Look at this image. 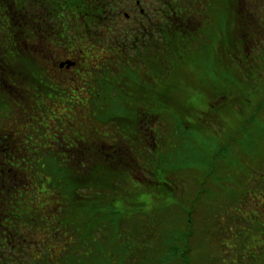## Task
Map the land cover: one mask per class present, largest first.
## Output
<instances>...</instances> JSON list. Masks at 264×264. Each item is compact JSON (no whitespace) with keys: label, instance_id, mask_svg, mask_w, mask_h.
Segmentation results:
<instances>
[{"label":"trees","instance_id":"16d2710c","mask_svg":"<svg viewBox=\"0 0 264 264\" xmlns=\"http://www.w3.org/2000/svg\"><path fill=\"white\" fill-rule=\"evenodd\" d=\"M166 6L171 9L169 13L172 15L167 18H178L183 22L179 25L164 23L159 26L157 50L151 48V37H149V46L144 47L142 51V65L143 68L149 70V74L161 72L162 66H166V63L169 64L170 61H172L171 70L178 65L185 66L189 63L190 72L195 77L192 78L184 73L185 78L190 84L199 86L202 85L203 74H209L211 79L216 80V77L221 74L218 70L220 64L224 67L223 75L231 80L229 79L231 68L229 63L224 62L226 58L236 57L235 61L238 62L237 67L240 73L248 68L251 46L255 44L257 49L264 35V14L259 12L257 7L251 18H248L246 12L245 15L240 12L243 11L242 7L241 9L238 7L239 11L237 10L236 0H199L196 5L193 4L192 11L186 12L188 14L171 4H166ZM230 25L233 29L228 31ZM218 35L224 38L223 40L221 37L220 43H224L225 51L219 48L218 42L216 46L213 40ZM13 62L15 72L19 70L18 68L23 70L26 75L31 76L29 78L32 80V89H40L38 76L43 71L42 67H39L38 60H26L16 56ZM174 62L179 64H173ZM255 69H258L259 74L257 75L260 79L264 77L263 56L258 58L255 55ZM125 72L123 69L121 73ZM25 73H22V80L24 78L26 80ZM168 74L173 75L171 71ZM243 74L250 76L249 73ZM250 79L255 81L254 76L248 81ZM16 82H18L15 84L17 86L25 84L19 78H16ZM166 83L179 89L184 86L178 85L172 79ZM144 91L146 90L143 89L142 93ZM2 92L5 96L14 97L11 95V90L2 87L0 88V99ZM228 93L233 94L232 91ZM253 94L255 103L252 109L245 111L241 103L237 101L233 106H235L234 114L238 115V120L235 117L228 128H225L226 122L222 136L220 138L216 136L217 149L220 147L221 159L224 161L219 162L218 153H215L214 157H216L210 169L200 174L203 182L198 179L199 186L190 197L193 201L180 202L181 206L175 210L174 216L171 215L173 211H170L169 204L164 201L167 198L158 199L152 194L153 186L156 184L154 178L157 169L155 166L159 161H163L162 158L165 159V155H157L153 134H138L148 130L142 128L139 114L129 118L107 116L106 119H111V122L116 124L126 119L123 125L125 128L131 127L132 130L129 132L122 128L130 134L121 135L126 136V140L132 144L137 154L125 147L121 151L122 154L115 155L116 149L119 151L117 144L97 139L88 148L89 144L79 140L76 145H84L83 152L87 158L77 157L74 161L69 153L77 148L75 146L66 148L63 143L57 142L56 149L50 148L46 151L40 150L27 154L15 134L11 132L0 134V264H54V250L52 249L54 242L65 246L60 254L56 255L57 258L55 256L59 264L158 262L191 264V262L188 263L190 259L194 260L201 256L196 244L199 240L194 237L198 233L196 230H199L193 217L195 208L199 206L196 203L197 198L201 192H205V189L209 190L210 180L211 183L216 184L215 182L225 180L230 176L228 157L230 151L226 150L232 149L235 145L240 149L248 147L246 154L239 152L240 160L251 158L255 160L257 166L264 162V150L263 153L258 152L259 148L263 147L258 145V136H255V134H260L259 140H264L262 135L264 128L257 131L255 126L259 112L264 109V87L254 89ZM160 97L164 102L170 98L166 94ZM143 100L146 99L143 98ZM3 103H0V108ZM245 103L249 104V101L245 100ZM252 121L253 125H251ZM63 153L65 155L62 158L60 154ZM87 162H92L93 166L90 170H88L89 167L85 168L86 171L83 173L79 169L81 165H87L85 164ZM141 162L145 163L149 169L144 168L142 178H134L133 171L140 168ZM31 175L35 176L33 177L36 183L32 181ZM47 177L49 180L46 182ZM138 179H141L140 181L145 185L140 189L132 188L131 183ZM164 186L169 189L167 184ZM126 187L134 190L133 195H130ZM46 188L54 192L53 196L43 197L41 202L38 201L37 194L45 193ZM81 190H88L90 193L81 195L79 194ZM140 193L150 195L153 199L151 204L155 205L154 209L157 206L158 210L152 209L151 213L147 214L152 217L144 218L142 228H137L129 224V219L122 217V213L127 210L125 205H130L128 196L134 197ZM44 199L53 200V205L47 207ZM146 203L148 202L144 200L137 203L136 210L134 209L137 214L142 212L141 208ZM158 211L163 212L164 217L159 222L164 223H159L160 226L155 236L156 241L152 243L154 236L151 233L153 225L151 219ZM38 215L47 220L49 215H53V218L50 222L47 221L46 228L49 233L45 232L42 240L43 244L49 245V248L46 247V251L36 257L32 255V249L27 244L36 242L38 229L45 231L43 224L46 219L42 220L39 217L41 223L37 225ZM201 228L207 229L208 227L205 225ZM50 248L53 250V255L50 253Z\"/></svg>","mask_w":264,"mask_h":264},{"label":"rangeland","instance_id":"374dc122","mask_svg":"<svg viewBox=\"0 0 264 264\" xmlns=\"http://www.w3.org/2000/svg\"><path fill=\"white\" fill-rule=\"evenodd\" d=\"M198 2L199 0H170L172 6L179 7L176 9L181 8L185 13L192 11L193 4L196 5ZM240 4L242 9L245 8L244 0H240ZM256 7L264 14V0H256L254 10ZM240 12L245 15L244 9ZM231 29L233 26L230 25L228 31ZM221 37L224 40L223 36L219 35L213 40L216 46L218 42L219 48L225 51L224 43H220ZM260 43L257 49L255 44L251 46L248 68L242 73L237 67L239 65L235 61L236 57L226 58L224 62L229 63L231 68L229 74L231 80L223 75L224 67L220 64L218 70L221 74L216 80L211 79L209 74H203L202 85L199 86L190 84L185 78L184 73L192 78L195 77L190 72L188 61L185 66L178 65L172 70L170 68L172 61H170L166 66H162L161 72L153 74H149V70L143 68L142 62L132 64L130 69H125V73H121L123 71L121 66H116V70L112 69L107 74L99 75L102 79L100 84L92 81L93 83L85 85V90L80 84H72V81L66 82L44 74L45 70L38 76L40 89H32V80L29 78L31 76L26 75L25 84L15 85L11 90V95L14 97L5 96L2 92L0 101L4 103L0 102L3 103L0 108V134L7 132L15 134L27 154L50 148L56 149L59 142L66 148L75 146L77 148L72 149V153L67 152L73 156L74 161L77 157L87 158L83 152L84 145H76L79 140L89 144V147L86 146L88 148L97 139L117 144L119 151L115 148V155L122 154L121 151L125 147L137 154L132 144L126 140V136L121 135L130 134L126 131L132 130L131 127L125 128L123 125L126 119L120 124L117 123L118 126L115 122L112 123L111 119H106L107 116L129 118L139 114L142 128L148 130L138 134H153L157 155H165V159L162 158L163 161H159L155 166L156 184L153 186L152 194L158 199L166 197L164 201L169 204L170 211H173L171 215L174 216L175 210L181 206L180 202L193 201L190 197L199 186L198 179L203 182L200 174L210 169L216 157H214L215 153H218L219 162L224 161L221 159L220 147L217 149L216 136L220 138L223 129L228 128L235 117L238 120V115L234 114L236 110L233 104L239 101L245 111L251 110L255 103L254 89L264 87V77L261 81L257 75L258 69L254 70L255 55L258 58L264 57V35ZM38 62L40 63L39 60ZM39 67H43L42 61ZM170 71L173 75L168 74ZM243 73H249L250 76L247 77L248 74ZM168 75L170 78L167 77ZM253 76L255 81L251 80L252 78L248 81ZM170 79L184 86L179 89L167 84ZM143 89L146 91L142 93ZM228 91H232L233 94L230 95ZM162 94L170 98L164 102L160 97ZM245 100H248L249 104H246ZM253 124L252 121L251 125ZM255 126L257 131L264 128V109L259 112ZM259 135L255 134L256 137L258 136V145L263 147L258 150L260 154L264 150V140L260 141ZM149 148L152 149L150 146ZM104 149L106 152V144ZM226 151H230L228 153L230 176L218 182L214 180L216 184L211 183L210 180L209 190L205 189V192H201L197 198L196 203L199 206L195 208L193 217L199 230H196L198 233L194 237L199 240L196 244L201 256L194 260L190 259L188 263L264 264V162L257 166L255 160L251 158L240 160L239 152L246 154L248 147L240 149L235 145ZM64 155V153L60 154L62 158ZM85 164L87 165L78 168L83 173L86 171L85 168L89 167L90 170L93 166L92 162ZM144 168L149 169L141 162L140 168L133 171L134 178H142ZM33 176L30 177L36 183ZM140 180L132 182V188H142L145 184ZM165 184L169 189L165 188ZM126 189L129 190L130 195H133V189L127 187ZM53 193L46 188L45 193L37 194V200L41 202L43 197L50 198ZM89 193L88 190L79 191L81 195H89ZM128 197L130 205H125L127 210H124L122 217L128 218L129 224L142 228V220L148 216L152 217L147 214L151 213L152 209L158 210V207L154 209L155 205L151 204L153 199L150 195L140 193L138 196ZM142 200L148 203L141 208L142 212L137 214L135 207ZM44 202L47 207L54 203L50 199H44ZM39 217L42 220L46 219L38 215L37 225L41 223ZM48 217L50 219H46L43 224L45 231L38 229L36 232L37 243L27 244L32 249V255L36 257L41 256L46 251V247L49 248V245L42 242L48 230L47 224L53 215ZM163 217V212L158 211L151 219L154 225L151 232L154 236L152 243L156 241L159 223H164L159 222ZM205 225L208 228L202 229L201 227ZM53 246V263L59 264L55 256L59 255L65 246L55 242ZM52 249L50 253L53 255Z\"/></svg>","mask_w":264,"mask_h":264},{"label":"flooded vegetation","instance_id":"af4514ba","mask_svg":"<svg viewBox=\"0 0 264 264\" xmlns=\"http://www.w3.org/2000/svg\"><path fill=\"white\" fill-rule=\"evenodd\" d=\"M254 2L244 0L248 18ZM166 4L172 5L170 0H0V88L12 90L16 78L24 82L25 72L14 70L16 56L42 61L44 74L83 90L100 84L99 75L116 66L130 69L142 62L149 37L157 50L161 24L183 22L167 18L172 15ZM236 6L239 11L240 0Z\"/></svg>","mask_w":264,"mask_h":264}]
</instances>
